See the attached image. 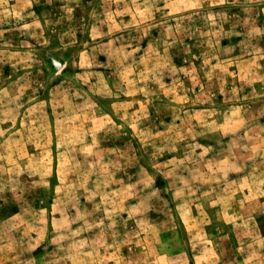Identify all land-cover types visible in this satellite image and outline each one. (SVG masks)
I'll return each instance as SVG.
<instances>
[{"label": "rangeland", "instance_id": "374dc122", "mask_svg": "<svg viewBox=\"0 0 264 264\" xmlns=\"http://www.w3.org/2000/svg\"><path fill=\"white\" fill-rule=\"evenodd\" d=\"M0 264H264V0H0Z\"/></svg>", "mask_w": 264, "mask_h": 264}]
</instances>
